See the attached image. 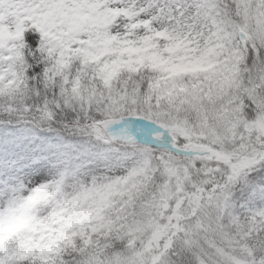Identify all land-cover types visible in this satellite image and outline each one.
I'll return each mask as SVG.
<instances>
[{
	"label": "snow or ice",
	"instance_id": "snow-or-ice-1",
	"mask_svg": "<svg viewBox=\"0 0 264 264\" xmlns=\"http://www.w3.org/2000/svg\"><path fill=\"white\" fill-rule=\"evenodd\" d=\"M0 264H264V0H0Z\"/></svg>",
	"mask_w": 264,
	"mask_h": 264
}]
</instances>
